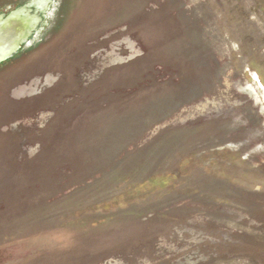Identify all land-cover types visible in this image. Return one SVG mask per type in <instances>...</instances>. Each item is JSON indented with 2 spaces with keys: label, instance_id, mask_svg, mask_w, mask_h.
Here are the masks:
<instances>
[{
  "label": "rangeland",
  "instance_id": "rangeland-1",
  "mask_svg": "<svg viewBox=\"0 0 264 264\" xmlns=\"http://www.w3.org/2000/svg\"><path fill=\"white\" fill-rule=\"evenodd\" d=\"M47 1L0 64V264H264V0Z\"/></svg>",
  "mask_w": 264,
  "mask_h": 264
},
{
  "label": "water",
  "instance_id": "water-1",
  "mask_svg": "<svg viewBox=\"0 0 264 264\" xmlns=\"http://www.w3.org/2000/svg\"><path fill=\"white\" fill-rule=\"evenodd\" d=\"M48 2L33 1L7 15H0V64L13 59L21 47L28 49L36 43L34 39L40 24L37 16L45 10Z\"/></svg>",
  "mask_w": 264,
  "mask_h": 264
},
{
  "label": "flooded vegetation",
  "instance_id": "flooded-vegetation-1",
  "mask_svg": "<svg viewBox=\"0 0 264 264\" xmlns=\"http://www.w3.org/2000/svg\"><path fill=\"white\" fill-rule=\"evenodd\" d=\"M15 4H16V2L14 3V5H15ZM3 10H4V9H3V6H2V4H1V5H0V15L3 14V12H4ZM7 10H10V8L7 9Z\"/></svg>",
  "mask_w": 264,
  "mask_h": 264
}]
</instances>
